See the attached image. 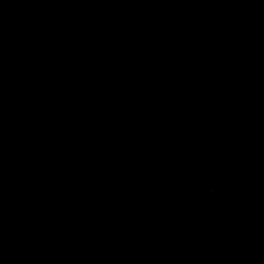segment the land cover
Returning a JSON list of instances; mask_svg holds the SVG:
<instances>
[{"label": "water", "instance_id": "95a60500", "mask_svg": "<svg viewBox=\"0 0 264 264\" xmlns=\"http://www.w3.org/2000/svg\"><path fill=\"white\" fill-rule=\"evenodd\" d=\"M0 264H264V0H0Z\"/></svg>", "mask_w": 264, "mask_h": 264}]
</instances>
